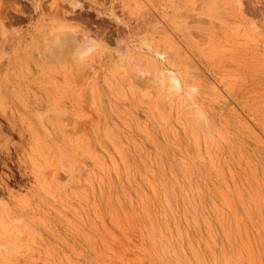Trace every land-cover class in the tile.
Listing matches in <instances>:
<instances>
[{"label": "rangeland", "instance_id": "obj_1", "mask_svg": "<svg viewBox=\"0 0 264 264\" xmlns=\"http://www.w3.org/2000/svg\"><path fill=\"white\" fill-rule=\"evenodd\" d=\"M225 258L264 264V0H0V264Z\"/></svg>", "mask_w": 264, "mask_h": 264}, {"label": "bare ground", "instance_id": "obj_2", "mask_svg": "<svg viewBox=\"0 0 264 264\" xmlns=\"http://www.w3.org/2000/svg\"><path fill=\"white\" fill-rule=\"evenodd\" d=\"M48 43H49V41H48ZM66 49H67V47H66ZM92 52H93V55L96 53V56L97 57L99 56L97 54L98 53V51H97V43L93 42V41H88V40L82 41L80 43V45L78 46L77 50H76L75 57L79 61H84L85 62V59L87 60L89 58V56L92 54ZM143 72H145V71L141 70V73H143ZM219 261H220V263H223V264H229V262H230L228 258H225V259L219 260ZM217 262H215V263L217 264ZM205 264H207V263H205Z\"/></svg>", "mask_w": 264, "mask_h": 264}]
</instances>
